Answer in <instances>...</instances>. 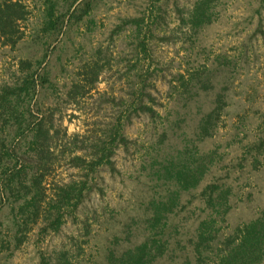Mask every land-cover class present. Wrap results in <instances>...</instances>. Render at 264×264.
I'll use <instances>...</instances> for the list:
<instances>
[{"label": "rangeland", "instance_id": "1", "mask_svg": "<svg viewBox=\"0 0 264 264\" xmlns=\"http://www.w3.org/2000/svg\"><path fill=\"white\" fill-rule=\"evenodd\" d=\"M21 1L27 14L19 21L20 40L14 46L0 43V95L4 87L23 83L29 71L23 64L30 62V70H38L35 96L22 99L18 109L28 122L43 119L49 128L45 143L52 154L42 170L47 193L55 183L78 179L82 173L70 163V155L94 152L91 143L108 131L107 121L128 112L141 66L155 99L158 129L146 114L127 122L124 134L131 144L115 152L116 170L91 174L97 179L78 221L72 216L57 232L41 233L31 223L16 247L11 205L0 195V264H39L43 254L52 258L50 264H65V254L58 260L65 249L78 255L76 264H101L114 234L124 243L128 237L142 241V228L130 229L121 222L131 214L144 216L143 199L149 200L143 191L146 166L155 156L162 157L169 143L182 148L183 140L195 138L197 123L219 98L217 128L196 143L197 150L187 149L192 155L210 153L219 163L197 192L213 178L224 177L233 205L222 229L226 234L257 216L264 207V0H50L56 13L90 2L83 18L66 21L53 32L41 30L47 0ZM142 40L145 48L139 46ZM38 61H43L41 66ZM10 122L3 131L6 144L22 162L37 168L40 154L27 148L31 136L22 143L11 141L16 125ZM161 124L166 140L156 153L158 138L151 136L161 133ZM253 142H262L257 160L256 152H246ZM2 163L15 162L7 157ZM187 225L192 226L181 232L170 227L174 247L184 246L191 235L195 224L190 220ZM183 253L177 251L179 258L172 263L183 264ZM159 262L168 264L164 258Z\"/></svg>", "mask_w": 264, "mask_h": 264}, {"label": "trees", "instance_id": "2", "mask_svg": "<svg viewBox=\"0 0 264 264\" xmlns=\"http://www.w3.org/2000/svg\"><path fill=\"white\" fill-rule=\"evenodd\" d=\"M46 4L47 14L41 30L50 29L53 32L62 29L66 21L68 24L74 18H83L88 13L85 8L90 2H85L84 7L78 3L73 9L70 6L66 12L59 13L54 10V2L47 0ZM199 6L200 3H197V9ZM197 13L198 11L195 12L196 17ZM26 14V5L21 0H0V43L16 45L20 40V36L16 35L21 31L19 21L24 20ZM62 16H65V20L61 19ZM139 46L145 48L146 44L142 40ZM42 62L38 61V64L41 66ZM29 64L30 62L23 64L29 69L23 77V83L16 88L4 87L0 95V195L1 201L7 199L11 205L10 225L13 227L12 240L17 242L16 247L23 241V233L26 234L27 229L31 228V223L39 225L42 233L59 231L61 225L72 216L73 221H78V213L81 212L86 197L93 192L97 179L96 176L91 177V174L102 170L114 172L117 168L113 158L115 152L121 147L128 149L131 144L124 134L127 122H133L134 118L146 114L151 122H155L154 129H158L155 99L151 91L147 90L149 87L145 84L146 74L140 73L145 69L141 66L137 70L138 82L133 84L136 92H131L133 97L127 106L128 112L125 115L117 114L112 122L107 121L108 131L103 130L104 134L91 143L94 152L70 155V163L81 170L79 178L55 183L47 193L42 170L46 169V159H50L52 154L50 145L45 143L46 136L50 134L49 128L44 127L43 119L28 122L18 109L22 99H32L37 92L38 70H30ZM95 73L97 75L98 71ZM214 102L217 106L197 123L195 138L183 140L182 148L178 146L174 149V143H169L168 151L162 157L152 158L153 161L146 166L144 173L147 179L143 191L145 195H149V200L143 199L147 205L144 216L131 214L129 221L121 222L130 229L142 228L143 240L137 242L128 237L129 241L126 243L125 239L124 243L120 236L114 234L111 247L108 246L105 250V260L101 264H159L163 258L168 264H173L179 258L174 255L177 251L184 252L186 259L183 264H264V207L260 208L257 216L226 234L222 229L227 228V215L233 205L232 190L230 186H226L224 177L213 178L197 192L207 174L219 163L214 161L210 153L197 151L192 155L187 149L191 146L197 150L196 143L212 135L217 128L214 120L221 113L222 107L220 98ZM11 120L16 125L11 141L22 143L21 140H27L31 136L27 148L40 154L37 168L33 169L31 163L22 162L16 149L6 144L3 131ZM24 122L27 123L23 124ZM160 129L162 130L159 135L155 132L151 136L154 140L158 138L153 145L155 148L159 146L156 153L163 149L164 146L160 144L164 142L167 134V129L162 124ZM261 144L262 142H253L246 151L256 152L255 160L261 152ZM78 148L84 150L86 147ZM7 157L14 159L12 166L2 163ZM185 195H189L187 200H184ZM197 210L200 211L197 213ZM190 220L195 224L191 235L189 234L184 246L174 247L175 239L170 227L181 232L179 229L192 226L187 225ZM64 254L65 264H76L78 255H72L66 249L58 260ZM50 259V256L43 254L39 264H50Z\"/></svg>", "mask_w": 264, "mask_h": 264}]
</instances>
